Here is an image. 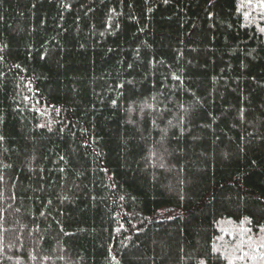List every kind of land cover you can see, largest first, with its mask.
<instances>
[{"label": "trees", "instance_id": "16d2710c", "mask_svg": "<svg viewBox=\"0 0 264 264\" xmlns=\"http://www.w3.org/2000/svg\"><path fill=\"white\" fill-rule=\"evenodd\" d=\"M0 264H264V0H0Z\"/></svg>", "mask_w": 264, "mask_h": 264}]
</instances>
